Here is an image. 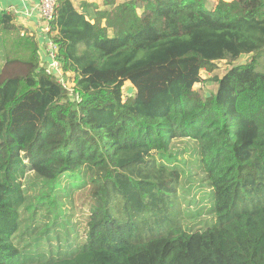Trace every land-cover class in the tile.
Wrapping results in <instances>:
<instances>
[{
    "label": "trees",
    "instance_id": "trees-1",
    "mask_svg": "<svg viewBox=\"0 0 264 264\" xmlns=\"http://www.w3.org/2000/svg\"><path fill=\"white\" fill-rule=\"evenodd\" d=\"M210 3L105 0L81 13L60 0L49 37L71 90L33 37L23 39L28 60H5L0 264H264V0ZM17 29L0 14L1 32ZM244 55L253 58L233 65ZM220 61L231 67L200 96L202 71ZM184 139L211 189L204 229L183 224L171 150ZM77 193L89 203L84 238L72 241L64 203Z\"/></svg>",
    "mask_w": 264,
    "mask_h": 264
},
{
    "label": "rangeland",
    "instance_id": "rangeland-1",
    "mask_svg": "<svg viewBox=\"0 0 264 264\" xmlns=\"http://www.w3.org/2000/svg\"><path fill=\"white\" fill-rule=\"evenodd\" d=\"M21 39L18 40L15 35L6 36L5 33H0V71L5 64L6 59L28 60L29 52L20 50L22 47L27 48L23 40L25 38ZM2 46H6L8 48L17 46V50H4L1 48ZM252 58V55H244L233 63V65L247 63ZM258 60H260L261 65L264 66V53L260 58H258ZM230 67V63L220 61L216 63L215 70L213 72L204 69L202 71V78L204 81L195 86L196 92H198L202 97H206L207 95L216 92L217 85L210 79L214 76L222 77ZM14 68L15 71H21V68L15 65ZM10 71L13 70L10 69ZM63 80L70 90L73 89L75 84L73 74L63 76ZM123 94L125 98L133 94V86L130 82L125 83ZM171 153L176 159H178L177 165L182 173V187L180 195L183 199V209H185L186 214L189 215V217L184 219L183 224H185L187 228L196 230L204 229L214 221V215L212 212V200L210 198L211 189L205 183V175L203 174L199 163L200 158L197 153V144L196 142L187 139L176 140L172 145ZM34 182H37L36 184H39L41 187L42 182L35 177L31 178L29 185H32ZM28 194L31 200L35 201V199L42 195V192L39 188L34 187L29 189ZM72 201L73 203H64V205H66L64 208H66V210H71L65 212V214H68L67 219L71 220V225L74 228V233L70 234V238L73 241V237L77 236L81 240L84 238L85 234L87 217H85L84 214H87L88 212L87 205L89 200L83 196L82 193H77ZM44 202L47 206V201ZM26 214L28 215V213ZM26 219L28 220V218ZM53 219H55V216H53ZM61 220L64 221L63 219ZM52 243L55 244V242Z\"/></svg>",
    "mask_w": 264,
    "mask_h": 264
},
{
    "label": "crops",
    "instance_id": "crops-1",
    "mask_svg": "<svg viewBox=\"0 0 264 264\" xmlns=\"http://www.w3.org/2000/svg\"><path fill=\"white\" fill-rule=\"evenodd\" d=\"M104 1L105 0H72L76 9L81 13L84 11V5L86 4H93L98 6L99 9H104ZM124 1L126 0H116V3L120 4ZM218 1L219 0H211L210 5L213 7ZM224 1L230 2L232 0ZM39 2L40 0H0V14L7 13L13 16L14 24L18 28L17 31L20 32V37H18V35L16 36L18 40L28 36L37 40L40 59L47 68L50 64L46 53L48 38L45 36V23L39 13ZM0 33L2 32L0 31ZM16 34L17 32L15 35ZM1 48L4 50H17V46L13 48L2 46ZM20 50H28V48L22 47Z\"/></svg>",
    "mask_w": 264,
    "mask_h": 264
},
{
    "label": "built area",
    "instance_id": "built-area-1",
    "mask_svg": "<svg viewBox=\"0 0 264 264\" xmlns=\"http://www.w3.org/2000/svg\"><path fill=\"white\" fill-rule=\"evenodd\" d=\"M59 2L60 0H40L39 13H40L42 20L45 23V26H46L45 36L48 38L47 45H46V51H47L46 53L50 61V64L47 67V70L50 73H55L59 81L67 87L66 83L63 80V76H66V75H64L63 70L61 69V65L56 59L57 58V52H56L57 47L55 43L49 37V35L51 34V23L55 19Z\"/></svg>",
    "mask_w": 264,
    "mask_h": 264
}]
</instances>
